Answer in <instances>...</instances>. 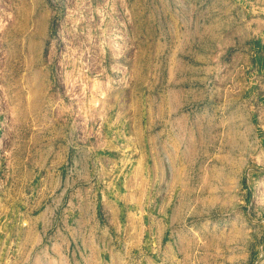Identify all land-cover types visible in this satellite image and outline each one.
Wrapping results in <instances>:
<instances>
[{
    "label": "rangeland",
    "instance_id": "rangeland-1",
    "mask_svg": "<svg viewBox=\"0 0 264 264\" xmlns=\"http://www.w3.org/2000/svg\"><path fill=\"white\" fill-rule=\"evenodd\" d=\"M0 264H264V0H0Z\"/></svg>",
    "mask_w": 264,
    "mask_h": 264
}]
</instances>
